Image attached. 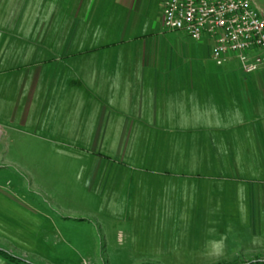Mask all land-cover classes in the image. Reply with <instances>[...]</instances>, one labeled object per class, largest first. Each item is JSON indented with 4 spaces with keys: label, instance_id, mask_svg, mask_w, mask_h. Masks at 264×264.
Returning a JSON list of instances; mask_svg holds the SVG:
<instances>
[{
    "label": "crops",
    "instance_id": "crops-1",
    "mask_svg": "<svg viewBox=\"0 0 264 264\" xmlns=\"http://www.w3.org/2000/svg\"><path fill=\"white\" fill-rule=\"evenodd\" d=\"M52 2L67 3L54 45L58 60L47 61L43 46L0 45V94L5 89L10 98L5 118L10 126L0 123L4 128L0 131V175L9 167L22 185L30 182L31 168L21 164L28 157L23 147L30 139L38 140L37 145L61 141V132L53 125L62 116L59 101L84 100L94 111L89 118L92 133L80 140L75 137V143L94 148L101 142L105 154H96L102 156L103 172L116 167L136 173L146 170L145 164L157 168L164 162L185 177L192 175L193 161L202 173L200 178L229 180L233 193L245 194V207L251 212L247 230L251 238L241 245L248 260L234 264L264 260V69L246 74L231 55L223 64L237 61L234 73H198L193 63L213 61L211 44L163 28L165 0L159 1L153 14L150 0H81L78 7V0ZM190 44L198 50H190ZM30 51L34 53L29 59ZM57 64L65 67L52 73L50 67ZM185 64L191 66L185 68ZM48 99L54 101L46 110ZM9 127H19L22 160L16 161L8 149ZM170 145L161 156L159 152ZM92 150L84 152L90 172L95 171L97 159L88 156L95 153ZM20 188L14 192L1 187L0 198L25 208L33 218L41 217L37 202L24 197L37 194L38 187ZM5 215L0 211V232L9 233L12 230L3 223ZM28 233L18 235L29 242ZM0 237L15 243L2 233ZM253 238L258 242L254 244ZM24 259L0 243V264H23Z\"/></svg>",
    "mask_w": 264,
    "mask_h": 264
},
{
    "label": "rangeland",
    "instance_id": "rangeland-1",
    "mask_svg": "<svg viewBox=\"0 0 264 264\" xmlns=\"http://www.w3.org/2000/svg\"><path fill=\"white\" fill-rule=\"evenodd\" d=\"M150 1L149 10L153 14L160 0ZM252 1L264 14V0ZM76 5L80 6L81 0ZM66 6V2L52 0H0V45L25 44L31 49L43 46L47 61L58 60L60 54L54 45ZM76 41L73 38L72 44ZM188 48L198 50L196 44ZM33 53L30 51L29 59ZM193 64L198 73L223 75L234 73L237 61L221 66L201 60ZM190 66L185 64V68ZM62 67L65 66L57 64L50 69L53 73ZM8 101L4 89L0 94V123L7 128L10 126L5 120ZM53 101H45L46 110ZM60 101L62 116L53 125L61 132L62 140L37 145L38 140L30 139L23 147L28 157L21 164L31 168L30 182L23 186L22 179L14 177L16 172L9 167L0 175V188L16 192L20 187H38L37 194L24 196L30 203L37 202L42 215L38 218L0 198V211L6 214L3 223L12 230L0 233L15 242L0 237V243L25 257L21 263L234 264L248 260L243 257L246 252L241 245L251 238L247 234L251 212L245 207V194L233 193L228 187L229 180L200 178L202 173H198L199 166L193 161L190 162L192 175L185 177L172 172L175 168L164 162L157 168L145 164L146 170L136 173L116 167L109 173L103 172L105 165H100L102 156L98 154H105L106 148L101 142L94 148L78 147L75 143V137L80 140L82 136H91L92 107L80 99ZM40 122L44 123L43 117ZM2 128L0 125V131ZM17 128L9 127L12 135L6 139L16 161L22 160L21 133ZM99 134L101 140L102 132ZM91 149L95 153L88 156L97 158L92 172L88 171L84 154ZM168 149L171 145L160 155H166ZM26 232L29 242L20 236H26ZM221 238L224 254L219 259L207 258L206 242Z\"/></svg>",
    "mask_w": 264,
    "mask_h": 264
},
{
    "label": "built area",
    "instance_id": "built-area-1",
    "mask_svg": "<svg viewBox=\"0 0 264 264\" xmlns=\"http://www.w3.org/2000/svg\"><path fill=\"white\" fill-rule=\"evenodd\" d=\"M161 25L208 40L218 66L232 55L246 74L264 69V17L252 0H165Z\"/></svg>",
    "mask_w": 264,
    "mask_h": 264
},
{
    "label": "clouds",
    "instance_id": "clouds-1",
    "mask_svg": "<svg viewBox=\"0 0 264 264\" xmlns=\"http://www.w3.org/2000/svg\"><path fill=\"white\" fill-rule=\"evenodd\" d=\"M258 238H253V243H257ZM224 254L223 238L206 242L204 255L209 259H219Z\"/></svg>",
    "mask_w": 264,
    "mask_h": 264
},
{
    "label": "trees",
    "instance_id": "trees-1",
    "mask_svg": "<svg viewBox=\"0 0 264 264\" xmlns=\"http://www.w3.org/2000/svg\"><path fill=\"white\" fill-rule=\"evenodd\" d=\"M243 264H264V260L249 261V262L243 263Z\"/></svg>",
    "mask_w": 264,
    "mask_h": 264
}]
</instances>
